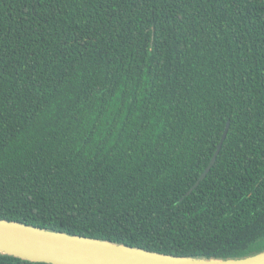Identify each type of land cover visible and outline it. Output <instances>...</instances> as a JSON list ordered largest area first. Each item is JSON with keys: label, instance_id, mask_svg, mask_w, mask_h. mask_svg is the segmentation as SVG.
Wrapping results in <instances>:
<instances>
[{"label": "trees", "instance_id": "16d2710c", "mask_svg": "<svg viewBox=\"0 0 264 264\" xmlns=\"http://www.w3.org/2000/svg\"><path fill=\"white\" fill-rule=\"evenodd\" d=\"M0 217L264 252V0H0Z\"/></svg>", "mask_w": 264, "mask_h": 264}, {"label": "water", "instance_id": "95a60500", "mask_svg": "<svg viewBox=\"0 0 264 264\" xmlns=\"http://www.w3.org/2000/svg\"><path fill=\"white\" fill-rule=\"evenodd\" d=\"M227 123L215 154L189 195L205 179L228 136ZM0 253L51 264H264V252L244 258L208 259L165 254L111 241L52 231L0 217Z\"/></svg>", "mask_w": 264, "mask_h": 264}]
</instances>
